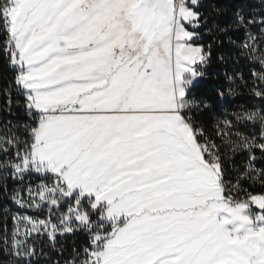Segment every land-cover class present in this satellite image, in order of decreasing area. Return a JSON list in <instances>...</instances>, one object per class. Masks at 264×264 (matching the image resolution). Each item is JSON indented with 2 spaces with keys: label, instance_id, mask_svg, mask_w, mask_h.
Instances as JSON below:
<instances>
[{
  "label": "snow or ice",
  "instance_id": "snow-or-ice-1",
  "mask_svg": "<svg viewBox=\"0 0 264 264\" xmlns=\"http://www.w3.org/2000/svg\"><path fill=\"white\" fill-rule=\"evenodd\" d=\"M204 7L0 0V264H264V0Z\"/></svg>",
  "mask_w": 264,
  "mask_h": 264
},
{
  "label": "trees",
  "instance_id": "trees-1",
  "mask_svg": "<svg viewBox=\"0 0 264 264\" xmlns=\"http://www.w3.org/2000/svg\"><path fill=\"white\" fill-rule=\"evenodd\" d=\"M243 0H203L205 5L201 9L202 12L207 14L214 6H224L235 8L238 7ZM249 9L259 6V0H247ZM204 33L205 30L201 29ZM0 39H3L0 36ZM214 37L211 35H203L202 39L197 40V44L207 45L213 43ZM214 55L210 66L207 68L208 77L204 84L201 85L199 89L200 92L208 91L214 87L222 86L224 91H228L232 88L236 91L237 97L235 98V105H240L246 102L247 90L243 87V82L238 78L241 73L248 78L250 76V68L248 63L242 58L235 54V50L227 42V38H224V43L222 46H217L215 43L213 45ZM223 55L225 60L221 61L219 57ZM239 61V63H237ZM235 74L237 79L232 82L227 79L228 76ZM12 77V72L6 66L2 59H0V88L6 87L8 80ZM16 211L15 208L12 209ZM4 213L0 212V216ZM2 223V220H0ZM9 226H11V221L9 220ZM55 258V257H54ZM43 264V261H42Z\"/></svg>",
  "mask_w": 264,
  "mask_h": 264
},
{
  "label": "rangeland",
  "instance_id": "rangeland-1",
  "mask_svg": "<svg viewBox=\"0 0 264 264\" xmlns=\"http://www.w3.org/2000/svg\"><path fill=\"white\" fill-rule=\"evenodd\" d=\"M30 214H33V213H30Z\"/></svg>",
  "mask_w": 264,
  "mask_h": 264
}]
</instances>
